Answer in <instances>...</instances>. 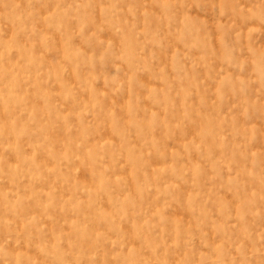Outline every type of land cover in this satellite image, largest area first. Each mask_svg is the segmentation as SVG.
Here are the masks:
<instances>
[{"label":"rangeland","instance_id":"rangeland-1","mask_svg":"<svg viewBox=\"0 0 264 264\" xmlns=\"http://www.w3.org/2000/svg\"><path fill=\"white\" fill-rule=\"evenodd\" d=\"M0 264H264V0H0Z\"/></svg>","mask_w":264,"mask_h":264}]
</instances>
